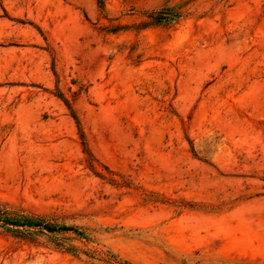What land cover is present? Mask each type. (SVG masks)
I'll return each instance as SVG.
<instances>
[{
	"label": "rangeland",
	"instance_id": "374dc122",
	"mask_svg": "<svg viewBox=\"0 0 264 264\" xmlns=\"http://www.w3.org/2000/svg\"><path fill=\"white\" fill-rule=\"evenodd\" d=\"M0 204L86 236L0 264H264V0H0Z\"/></svg>",
	"mask_w": 264,
	"mask_h": 264
},
{
	"label": "trees",
	"instance_id": "16d2710c",
	"mask_svg": "<svg viewBox=\"0 0 264 264\" xmlns=\"http://www.w3.org/2000/svg\"><path fill=\"white\" fill-rule=\"evenodd\" d=\"M180 17L179 14L170 10L169 12H160L152 19L157 25L167 26L177 22ZM74 119L77 121L75 117ZM77 123L79 125V122ZM0 229L15 238L27 240H32L39 234L52 236L58 240L69 233L86 239V236L73 226H67L45 218L19 213L5 204H0ZM57 245L74 255L76 253V250L70 246H64L61 243H57Z\"/></svg>",
	"mask_w": 264,
	"mask_h": 264
}]
</instances>
